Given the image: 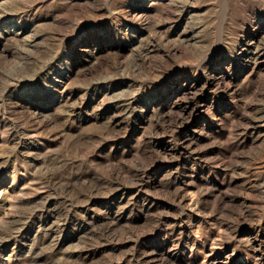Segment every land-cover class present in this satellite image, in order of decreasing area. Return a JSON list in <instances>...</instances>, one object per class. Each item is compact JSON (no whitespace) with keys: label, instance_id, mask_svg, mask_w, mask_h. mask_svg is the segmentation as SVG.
<instances>
[{"label":"rangeland","instance_id":"rangeland-1","mask_svg":"<svg viewBox=\"0 0 264 264\" xmlns=\"http://www.w3.org/2000/svg\"><path fill=\"white\" fill-rule=\"evenodd\" d=\"M77 263L264 264V0H0V264Z\"/></svg>","mask_w":264,"mask_h":264},{"label":"bare ground","instance_id":"bare-ground-1","mask_svg":"<svg viewBox=\"0 0 264 264\" xmlns=\"http://www.w3.org/2000/svg\"><path fill=\"white\" fill-rule=\"evenodd\" d=\"M51 240H53V239H51ZM56 242H57V241H56ZM52 243H54V242H52ZM52 243H51V244H52ZM51 248H52V247H51ZM47 249H48V248H47ZM49 249H50V248H49ZM49 249H48V250H49ZM54 252H55V251H54ZM62 254H63V253H62ZM52 255H53V254H52ZM59 255H60V254H59ZM71 255H72V254H71ZM50 256H51V255H50ZM60 256H61V255H60ZM65 256H66V255H65ZM72 256H73V255H72ZM63 257H64V256H63ZM69 259H70V258H68V260H69ZM71 259H72V258H71ZM74 259H75V258H74ZM74 259H73V260H74ZM65 260H67V259H65ZM65 260H64V261H65ZM68 260H67V261H68ZM173 261H174V259H173ZM59 262H60V261H59ZM65 262H66V261H65ZM73 262H74V261H73ZM60 263H61V262H60ZM78 263H79V261H78ZM78 263H77V264H78ZM82 264H83V263H82ZM166 264H167V263H166ZM173 264H175V263H173ZM177 264H178V263H177Z\"/></svg>","mask_w":264,"mask_h":264}]
</instances>
